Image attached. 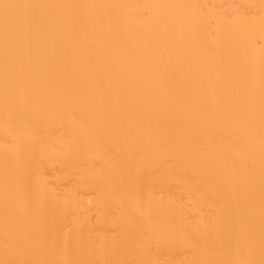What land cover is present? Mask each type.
<instances>
[{
    "label": "bare ground",
    "instance_id": "1",
    "mask_svg": "<svg viewBox=\"0 0 264 264\" xmlns=\"http://www.w3.org/2000/svg\"><path fill=\"white\" fill-rule=\"evenodd\" d=\"M0 264H264V0H0Z\"/></svg>",
    "mask_w": 264,
    "mask_h": 264
}]
</instances>
